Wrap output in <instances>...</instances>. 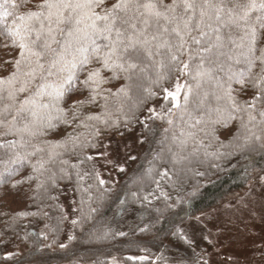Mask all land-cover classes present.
Masks as SVG:
<instances>
[{"label":"trees","instance_id":"trees-1","mask_svg":"<svg viewBox=\"0 0 264 264\" xmlns=\"http://www.w3.org/2000/svg\"><path fill=\"white\" fill-rule=\"evenodd\" d=\"M39 3L27 0L17 12L38 11ZM12 22L0 18V79L11 75L19 58L18 46L2 34ZM184 61L186 55L180 62L156 56L141 65L143 71L124 72L106 69L93 58L59 102L61 112L52 111L58 117L52 128L31 138L24 149L19 136H0V144L16 141V151L34 153L11 163L13 150L0 147V264H205V246L189 238V221L241 192L256 172L264 173L261 106L251 111L243 103L258 94L253 84L264 74L257 63L243 91L232 84L242 109L234 111L214 83L197 87L198 60L181 75L177 68ZM96 69L99 75L89 80ZM177 80L185 85L178 108L165 99V90L174 91ZM188 87L192 92L185 105ZM205 91L223 97L217 102L210 95L211 107L220 108L211 118L207 105L198 107ZM3 103L7 100L0 107ZM250 112L255 120H249ZM131 136L140 151L119 169L102 150L110 141Z\"/></svg>","mask_w":264,"mask_h":264},{"label":"snow or ice","instance_id":"snow-or-ice-1","mask_svg":"<svg viewBox=\"0 0 264 264\" xmlns=\"http://www.w3.org/2000/svg\"><path fill=\"white\" fill-rule=\"evenodd\" d=\"M24 3L27 0L20 4L0 0L4 9L0 18L6 21L11 17L13 21L2 34L20 49L15 70L0 79V102L7 100L0 107V136H19L21 149L31 138L44 134L45 128L53 127L52 120L58 117H53L52 111L61 112L59 102L76 81L78 71L93 58L106 69L131 72L137 68L143 71L141 65L156 56L166 55L170 61L180 62L186 55L187 61L177 71L187 74L192 61L198 60L193 77L197 87L203 81L214 83L234 111L242 109L232 95V84H240L243 91L245 78L252 76L257 63L264 74V48L259 47L264 42V0H115L110 4L109 0H41L35 5L38 11L18 14ZM98 75L99 69L90 71L89 80ZM184 87L177 80L174 91L165 90V99L171 98L173 107H179L178 97ZM253 87L259 89L258 94L243 103L251 111H256L259 103V115L264 117V75ZM191 92L188 87L184 93L185 105ZM210 95L217 102L223 98L204 92L198 107L207 105L209 118L214 111L220 113L219 107H211ZM255 118L250 112L249 120ZM200 123L201 118H196L195 124ZM0 147L13 150L11 163L34 155L16 151V141H6ZM44 163L41 161V167Z\"/></svg>","mask_w":264,"mask_h":264},{"label":"rangeland","instance_id":"rangeland-1","mask_svg":"<svg viewBox=\"0 0 264 264\" xmlns=\"http://www.w3.org/2000/svg\"><path fill=\"white\" fill-rule=\"evenodd\" d=\"M120 140L108 142L102 150L104 157L119 169L125 168L126 159L140 151L139 141L133 136ZM68 215L71 221L72 214ZM190 222L189 238L205 246L201 263L264 264V173L256 172L241 192L228 195ZM199 249L198 246L195 250ZM170 252L165 245L164 253Z\"/></svg>","mask_w":264,"mask_h":264}]
</instances>
